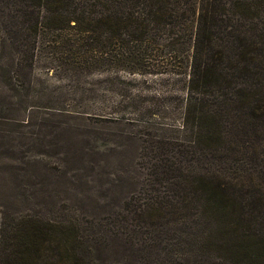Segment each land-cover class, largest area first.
<instances>
[{
    "label": "trees",
    "instance_id": "16d2710c",
    "mask_svg": "<svg viewBox=\"0 0 264 264\" xmlns=\"http://www.w3.org/2000/svg\"><path fill=\"white\" fill-rule=\"evenodd\" d=\"M0 85V264H264V0H0Z\"/></svg>",
    "mask_w": 264,
    "mask_h": 264
},
{
    "label": "rangeland",
    "instance_id": "374dc122",
    "mask_svg": "<svg viewBox=\"0 0 264 264\" xmlns=\"http://www.w3.org/2000/svg\"><path fill=\"white\" fill-rule=\"evenodd\" d=\"M105 74V73H104ZM128 78L130 79V83L132 85H135V88H142L145 92L147 90H157V91H165V94L169 96H173L172 99H170V113L164 114L163 116H160L158 120L162 121H171L172 119H176V121H179V115L177 111H174V108L179 103L180 96L184 95V89H181V83L175 80V77L172 76H161V75H152V74H128L124 73ZM105 75H102L100 77H103ZM133 87V86H132ZM131 92L135 91L132 88L130 89ZM8 90L6 87H1L0 85V117L2 119H9L13 118L12 116H20L23 113L20 114L17 113V111L14 109V106L11 104L10 101V95H8ZM148 93H150L148 91ZM178 98V100L176 99ZM166 107L165 111H169V103L165 102ZM91 112V111H89ZM157 118V117H156ZM8 127V126H7ZM12 137L11 134L7 133V135L2 139L1 147H0V219L3 213L9 212L12 209L17 210L20 209L24 204V200L21 199L19 196H16L19 190L17 189L16 185V176L18 175L17 169L15 171V166L18 164L20 166H25V163L22 162V160L17 159L19 157L20 151L18 149H23V152L25 156L23 158H26L27 153H29L28 150H24V145L17 146L14 145V147L11 145ZM132 147L131 145L127 146V148ZM21 159V158H20ZM53 160V161H52ZM55 158H50L51 163L58 164L57 161H54ZM18 162V163H17ZM21 170V169H20ZM114 193H118L117 190H115ZM77 191V194L74 193V195L77 197L80 195ZM64 193L62 191H58V194L54 196L56 197V201H60V197H63ZM73 196V194H70ZM115 198H120L119 195H114ZM104 198H107V200H111L110 196H106ZM70 200V198H68ZM57 204V202H56ZM95 206L99 207V202L97 204H94ZM103 207H105L103 205ZM89 208H91L89 206ZM98 209V208H97ZM104 208H100V211H103ZM88 211V209L86 208ZM89 212V211H88Z\"/></svg>",
    "mask_w": 264,
    "mask_h": 264
}]
</instances>
